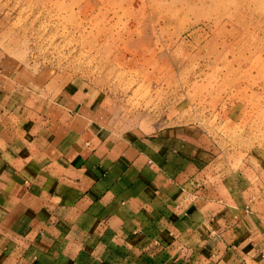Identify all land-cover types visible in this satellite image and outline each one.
<instances>
[{
  "label": "crops",
  "instance_id": "crops-1",
  "mask_svg": "<svg viewBox=\"0 0 264 264\" xmlns=\"http://www.w3.org/2000/svg\"><path fill=\"white\" fill-rule=\"evenodd\" d=\"M0 264H264V169L0 50Z\"/></svg>",
  "mask_w": 264,
  "mask_h": 264
},
{
  "label": "rangeland",
  "instance_id": "rangeland-1",
  "mask_svg": "<svg viewBox=\"0 0 264 264\" xmlns=\"http://www.w3.org/2000/svg\"><path fill=\"white\" fill-rule=\"evenodd\" d=\"M0 50L101 92L121 129L192 127L264 169V0H0Z\"/></svg>",
  "mask_w": 264,
  "mask_h": 264
},
{
  "label": "bare ground",
  "instance_id": "bare-ground-1",
  "mask_svg": "<svg viewBox=\"0 0 264 264\" xmlns=\"http://www.w3.org/2000/svg\"><path fill=\"white\" fill-rule=\"evenodd\" d=\"M199 1L203 2L204 0H199Z\"/></svg>",
  "mask_w": 264,
  "mask_h": 264
}]
</instances>
